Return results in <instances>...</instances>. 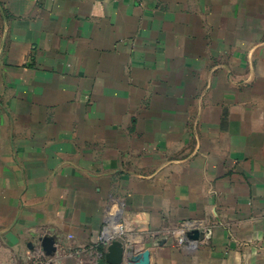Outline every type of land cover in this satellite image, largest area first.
Returning a JSON list of instances; mask_svg holds the SVG:
<instances>
[{"label":"crops","instance_id":"0c3cea01","mask_svg":"<svg viewBox=\"0 0 264 264\" xmlns=\"http://www.w3.org/2000/svg\"><path fill=\"white\" fill-rule=\"evenodd\" d=\"M116 221L151 264H264V0H0V264Z\"/></svg>","mask_w":264,"mask_h":264},{"label":"built area","instance_id":"2783aa9c","mask_svg":"<svg viewBox=\"0 0 264 264\" xmlns=\"http://www.w3.org/2000/svg\"><path fill=\"white\" fill-rule=\"evenodd\" d=\"M113 2H119L123 0H111ZM137 4H141L143 0H131ZM204 222L198 220H192L184 223L182 225V229L179 230V235H177V239L179 243L183 244L185 247L190 249H197L200 244V239L195 240L190 238L189 234L194 231H201L204 228ZM124 228L121 224L116 221V223L111 222L107 224L102 235L100 236V247L107 249L108 246L115 240L123 243L125 249H133L135 254L140 253L136 250L135 245L130 243L127 237L124 235ZM102 254V253H101ZM100 254V256H101ZM104 256V254H103ZM31 264H62L60 259L55 255H47L42 246L38 247L33 255V261Z\"/></svg>","mask_w":264,"mask_h":264},{"label":"water","instance_id":"95a60500","mask_svg":"<svg viewBox=\"0 0 264 264\" xmlns=\"http://www.w3.org/2000/svg\"><path fill=\"white\" fill-rule=\"evenodd\" d=\"M200 231H194L189 234L190 238L199 240L201 238ZM42 248L47 255H54L57 252L56 240L53 237H46L42 241ZM151 264V251L135 254L133 249H125L120 241H113L107 248L100 264Z\"/></svg>","mask_w":264,"mask_h":264},{"label":"rangeland","instance_id":"374dc122","mask_svg":"<svg viewBox=\"0 0 264 264\" xmlns=\"http://www.w3.org/2000/svg\"><path fill=\"white\" fill-rule=\"evenodd\" d=\"M102 235V234H101ZM146 251V249L145 250H143V251H139L140 253L141 252H145ZM99 254V253H98ZM102 256V257H101ZM101 256H100V254H99V257H101L99 260H97V261H95V262H93V259H90V263H88L87 261H84V263H82V264H100L99 263V261H101V259H103V252H102V254H101Z\"/></svg>","mask_w":264,"mask_h":264}]
</instances>
